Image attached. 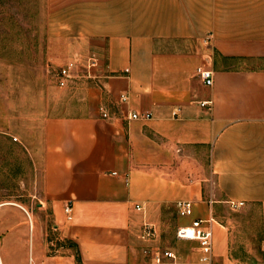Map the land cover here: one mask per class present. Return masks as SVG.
<instances>
[{
  "label": "crops",
  "instance_id": "obj_1",
  "mask_svg": "<svg viewBox=\"0 0 264 264\" xmlns=\"http://www.w3.org/2000/svg\"><path fill=\"white\" fill-rule=\"evenodd\" d=\"M51 2L61 35L98 65L63 86L60 112L28 141L40 201L60 241L75 245L47 254L35 244L31 264H76V250L82 264H138L149 245L194 260L196 241L175 238L191 219L175 212L179 199L202 217L213 200L216 264H264V0ZM231 201L250 216L240 230L213 213ZM170 222L174 244L161 239Z\"/></svg>",
  "mask_w": 264,
  "mask_h": 264
},
{
  "label": "rangeland",
  "instance_id": "obj_2",
  "mask_svg": "<svg viewBox=\"0 0 264 264\" xmlns=\"http://www.w3.org/2000/svg\"><path fill=\"white\" fill-rule=\"evenodd\" d=\"M60 24V12L53 10L51 0H0L1 264H31L35 244L46 248L47 254L62 253L61 244L70 247L60 241L50 211L40 201L41 177L33 168L28 145L38 121L60 112L61 68L71 65L74 76L87 74L86 62L95 57L70 45L72 41L61 35ZM204 186L206 192L216 193L211 175ZM213 213L219 222L231 220L237 230L250 219L231 208ZM162 232L161 239L174 244L172 222ZM138 264H151L144 251Z\"/></svg>",
  "mask_w": 264,
  "mask_h": 264
},
{
  "label": "built area",
  "instance_id": "obj_3",
  "mask_svg": "<svg viewBox=\"0 0 264 264\" xmlns=\"http://www.w3.org/2000/svg\"><path fill=\"white\" fill-rule=\"evenodd\" d=\"M87 69L96 67L98 65V59L94 56L89 57L86 62ZM71 65H66L61 68L58 74V84L59 86H65L68 81L74 77L71 72ZM196 73L203 82L207 85L212 83V69L204 64L198 65L196 67ZM121 100H125L126 96L121 95ZM206 102H202L204 105ZM103 116H107L106 112L102 111ZM133 119H149V113L139 114L137 112H132L129 115ZM213 200L208 199L207 201V215L193 216L194 213V202L189 199H179L175 202L176 213L180 217H191L188 224L179 225L175 229V238L178 240H194L197 243V257L194 260L185 259L181 257L174 249L169 247H156L149 245L144 252L148 255L151 264H216L213 254V230L212 226L214 223V218L211 211V204ZM243 202H229V206L232 209H236L241 206ZM136 208L139 207L136 205ZM64 212L66 218L70 219L72 215V208L69 203L64 206ZM155 234L154 227L149 224L143 225V232L141 237L148 240L152 238Z\"/></svg>",
  "mask_w": 264,
  "mask_h": 264
},
{
  "label": "trees",
  "instance_id": "obj_4",
  "mask_svg": "<svg viewBox=\"0 0 264 264\" xmlns=\"http://www.w3.org/2000/svg\"><path fill=\"white\" fill-rule=\"evenodd\" d=\"M68 244H70L71 247L75 248V245H74L71 241H69ZM75 250H76V249H75ZM74 257H75V263H76V264H82V261H81V259H80V255H79L78 250H76V251L74 252Z\"/></svg>",
  "mask_w": 264,
  "mask_h": 264
},
{
  "label": "bare ground",
  "instance_id": "obj_5",
  "mask_svg": "<svg viewBox=\"0 0 264 264\" xmlns=\"http://www.w3.org/2000/svg\"><path fill=\"white\" fill-rule=\"evenodd\" d=\"M1 264V263H0Z\"/></svg>",
  "mask_w": 264,
  "mask_h": 264
}]
</instances>
